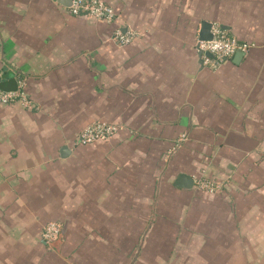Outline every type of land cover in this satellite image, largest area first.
<instances>
[{
  "label": "crops",
  "instance_id": "obj_1",
  "mask_svg": "<svg viewBox=\"0 0 264 264\" xmlns=\"http://www.w3.org/2000/svg\"><path fill=\"white\" fill-rule=\"evenodd\" d=\"M101 1L0 0V264H264V0ZM202 22L250 49L207 69Z\"/></svg>",
  "mask_w": 264,
  "mask_h": 264
},
{
  "label": "built area",
  "instance_id": "obj_2",
  "mask_svg": "<svg viewBox=\"0 0 264 264\" xmlns=\"http://www.w3.org/2000/svg\"><path fill=\"white\" fill-rule=\"evenodd\" d=\"M69 13L72 16H85L95 21L110 24L115 16L112 10L101 0H71ZM212 39L210 41H197L196 49L201 55V62L204 67L211 71L217 70L227 59H230L237 53H246L250 46L237 41L235 38L228 37L218 26H212ZM135 38L134 33L122 32L116 30L113 34V40L119 45H127ZM23 85H18L15 91H3L0 89V105L14 106L21 105L23 108H29L30 102L22 90ZM120 127L106 123H95L85 128L79 135L81 145H90L97 142H106L115 136ZM202 191L209 194H218L221 188L208 182L198 183ZM59 226L55 223H49L43 229L41 234L45 244H51L59 236Z\"/></svg>",
  "mask_w": 264,
  "mask_h": 264
},
{
  "label": "water",
  "instance_id": "obj_3",
  "mask_svg": "<svg viewBox=\"0 0 264 264\" xmlns=\"http://www.w3.org/2000/svg\"><path fill=\"white\" fill-rule=\"evenodd\" d=\"M71 0H64L62 3L64 6L70 5ZM211 31V25L205 22H202L201 24V30L199 32V40L200 41H210L212 39V35L210 33ZM236 57H241L242 53H237ZM193 181L188 176H180L176 181V187L182 188V189H190L192 188Z\"/></svg>",
  "mask_w": 264,
  "mask_h": 264
},
{
  "label": "rangeland",
  "instance_id": "obj_4",
  "mask_svg": "<svg viewBox=\"0 0 264 264\" xmlns=\"http://www.w3.org/2000/svg\"><path fill=\"white\" fill-rule=\"evenodd\" d=\"M199 187V189H204V188H201L200 186H198ZM204 191V190H203ZM207 194H209V193H207ZM55 224H57V223H55ZM58 226L60 225V224H57ZM59 229H60V227H59Z\"/></svg>",
  "mask_w": 264,
  "mask_h": 264
},
{
  "label": "trees",
  "instance_id": "obj_5",
  "mask_svg": "<svg viewBox=\"0 0 264 264\" xmlns=\"http://www.w3.org/2000/svg\"><path fill=\"white\" fill-rule=\"evenodd\" d=\"M60 233V232H59ZM60 235V234H59ZM58 238H60V236H58ZM58 240V239H57ZM43 241V240H42ZM44 243V242H43ZM46 245H50V244H46Z\"/></svg>",
  "mask_w": 264,
  "mask_h": 264
}]
</instances>
